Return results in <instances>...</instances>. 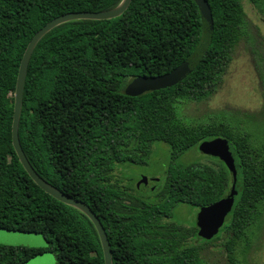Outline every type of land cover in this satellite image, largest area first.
Returning <instances> with one entry per match:
<instances>
[{
    "label": "trees",
    "instance_id": "trees-1",
    "mask_svg": "<svg viewBox=\"0 0 264 264\" xmlns=\"http://www.w3.org/2000/svg\"><path fill=\"white\" fill-rule=\"evenodd\" d=\"M213 20L211 45L197 68L177 85L131 97L130 79L172 73L201 44L200 13L193 0H131L109 21H75L49 32L36 46L24 87L18 126L21 149L36 174L99 219L112 264H203L201 245L223 240L228 264L247 243L248 227L264 201V158L249 135L221 124L192 127L177 114L182 102L201 103L219 89L242 39V0H206ZM122 0H0V229L41 235L48 247L0 245V264H25L55 253L56 264H104L91 222L39 189L18 161L11 142L13 95L25 49L54 19L71 13H100ZM258 11L264 0H248ZM215 139L229 141L244 175L233 211L211 240L166 222L178 205L195 209L223 199L231 175L222 162L182 166L186 152ZM170 150L163 186L144 197L131 185L113 183L122 165H146L152 145ZM183 243V244H181ZM245 248H248L246 244Z\"/></svg>",
    "mask_w": 264,
    "mask_h": 264
},
{
    "label": "rangeland",
    "instance_id": "rangeland-1",
    "mask_svg": "<svg viewBox=\"0 0 264 264\" xmlns=\"http://www.w3.org/2000/svg\"><path fill=\"white\" fill-rule=\"evenodd\" d=\"M242 5L246 17L245 34L234 49L232 61L219 89L207 101L197 104L188 101L179 103L176 111L184 125L197 127L221 124L233 133L249 135L251 145L264 158V7L257 11L248 0H242ZM134 80L130 79L127 88ZM199 146L182 155L178 164L211 165L214 158L200 153ZM169 157V148L162 143H155L146 165H122L114 172L113 183H119V186L132 184L142 196L151 197L163 186ZM143 181L147 183L137 188ZM258 211L260 216L246 230L247 243L245 240L237 241L234 246L239 264H264V201L259 203ZM197 213L198 209L178 205L171 222L192 227ZM222 243L223 240H219L210 245H201L198 241H191L194 246L202 248L203 264H228ZM0 245L25 249L48 247L41 235L18 232L1 233ZM25 264H56L55 253L36 256Z\"/></svg>",
    "mask_w": 264,
    "mask_h": 264
},
{
    "label": "water",
    "instance_id": "water-1",
    "mask_svg": "<svg viewBox=\"0 0 264 264\" xmlns=\"http://www.w3.org/2000/svg\"><path fill=\"white\" fill-rule=\"evenodd\" d=\"M193 2L199 10L201 19L202 40L199 47L184 64L172 73L155 78L140 77L135 79L125 91L127 96L140 97L146 93L171 88L182 82L200 64L212 42L213 20L211 10L206 0H193ZM130 3L131 0H122L117 7L100 13L83 12L66 14L45 25L34 35L25 49L19 65L15 92L13 95L14 106L11 142L19 163L33 183L45 194L49 195L56 201L79 211L91 222L96 230L101 244L104 264H112V259L110 245L107 240L105 230L103 229L99 219L86 204L61 193L36 174L21 149L18 137V126L23 104L28 65L32 53L38 43L53 29L66 23L75 21H109L119 18L127 11ZM199 152L205 156L222 162L231 175V187L227 195L218 202L200 209L196 215L195 224L199 231L198 237L204 240H211L216 237L226 217L233 211L235 205L238 203L243 190L244 175L239 163L237 152L229 141L224 139H215L213 141L202 143L199 146ZM144 182L147 183V181L140 182L137 185V188L144 184ZM7 232L11 231L0 229V234Z\"/></svg>",
    "mask_w": 264,
    "mask_h": 264
},
{
    "label": "flooded vegetation",
    "instance_id": "flooded-vegetation-1",
    "mask_svg": "<svg viewBox=\"0 0 264 264\" xmlns=\"http://www.w3.org/2000/svg\"><path fill=\"white\" fill-rule=\"evenodd\" d=\"M166 222L169 223V222H171V220H167ZM171 223H173V222H171ZM184 228L189 229V227H184ZM191 241H192L191 238L185 239L184 240V244L187 245V246H189V245H191ZM181 244H183V243H181Z\"/></svg>",
    "mask_w": 264,
    "mask_h": 264
}]
</instances>
